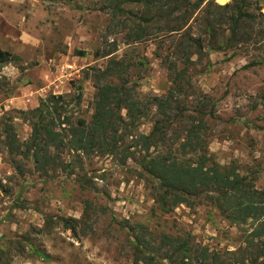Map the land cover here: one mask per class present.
<instances>
[{"label": "rangeland", "instance_id": "1", "mask_svg": "<svg viewBox=\"0 0 264 264\" xmlns=\"http://www.w3.org/2000/svg\"><path fill=\"white\" fill-rule=\"evenodd\" d=\"M122 1L0 0V48L21 58L0 64V121L11 119L20 150L31 136L20 111L37 107L50 94L69 95L74 84H82V108L90 118L96 91L92 69H106L112 59L127 67L123 77L135 99L147 104L168 98L177 90L174 71L184 67L181 44L188 33L201 37L202 49H193L183 92L172 97L168 113L176 116L168 137L182 141L192 125L204 121L203 140L212 159L255 177L256 188L264 191V0H246L244 9L256 20L246 23L241 35L249 38L238 43L228 42L236 0H202L186 21L177 20L185 6L165 13L144 39H136V28L144 25L141 18L149 8ZM119 4L130 13H115ZM149 11L158 13L154 7ZM121 77L120 71L113 82ZM207 100L210 104L203 106ZM126 113L122 110L124 118ZM156 114L151 104L150 114L129 128L121 148L130 147L131 158L124 162L122 154L95 153L84 157L83 168L72 170L39 169L31 153L12 152L0 127V264H169L140 258L134 244L139 230L151 241L148 233L190 237L223 260L233 253L246 257L242 232L206 195L170 212L158 208L151 183L140 176L146 151L138 139L150 133ZM177 148L161 151L174 156ZM65 157L75 158L73 152ZM152 243L157 246V239Z\"/></svg>", "mask_w": 264, "mask_h": 264}, {"label": "trees", "instance_id": "2", "mask_svg": "<svg viewBox=\"0 0 264 264\" xmlns=\"http://www.w3.org/2000/svg\"><path fill=\"white\" fill-rule=\"evenodd\" d=\"M123 0L122 2L144 3L151 10L157 9V14L148 10L147 17H142L136 39H144L148 35L149 26L159 18L175 14L183 6L187 9L177 20L186 21L201 5L202 0L191 3L190 0ZM116 5L115 13H130ZM226 7H229L228 5ZM225 7V8H226ZM246 0H236L230 16L228 42H241L248 39L241 32L253 24L256 16L246 11ZM264 18V14L260 13ZM171 28V27H170ZM181 31L182 29H170ZM178 28H181L180 25ZM181 44L183 69L176 70L173 84L176 91L170 92L168 98L155 97L152 103L143 104L135 99L132 90L128 88L130 81L123 77V61L112 59L110 67L104 70L92 69L96 78L95 96L92 104L93 113L90 118L83 110V85L74 84V92L69 95L50 94L39 101L33 109L20 111L21 118L29 123L31 136L25 150L17 140L11 119L3 118L0 123L5 143L11 147L12 152L28 156L30 153L39 169L49 171L58 169L83 168L84 157L98 153L99 155L122 154L123 161L131 158L130 147L121 148L125 138L130 136V127L136 124L151 112V104H156L157 119L148 135H139L143 150L146 155L140 161L142 169L140 176L151 183L152 197L162 212H170L179 204L190 205V198L206 195L208 200L225 218L242 232L245 247L241 258H227L223 260L220 253L211 252L207 247L197 245L190 237H175L160 234L145 240L146 233L139 230L135 235L136 252L143 254L141 259L152 262L155 259L169 264H264V191L256 188V178L242 175L235 166H221L207 153L206 141L203 140L204 121L192 125L186 132L182 141L169 138L172 122L176 113L169 115L173 110L172 97L183 92L182 82L185 81L189 65L194 64L191 59L193 49L197 46L202 49L201 37L194 39L185 33ZM193 39V42L192 40ZM185 44V45H184ZM20 57L12 55L0 48V64L19 62ZM173 70L175 65H170ZM122 77L118 83L113 79L119 72ZM174 99V98H173ZM207 100L203 106H208ZM126 110V118L122 110ZM208 113V112H207ZM208 115H214L211 108ZM173 117V118H172ZM195 118V117H190ZM0 121V122H1ZM178 144L179 155H172L168 150L167 155L161 148H172ZM154 148L153 152L150 150ZM73 152V158L66 161V155ZM126 152V153H125ZM202 152V153H201ZM71 169V170H72ZM83 185V184H82ZM86 210L90 204L86 203ZM68 225V224H67ZM248 227V229H246ZM75 229V225H70ZM143 228V227H140ZM132 231H137L136 226H131ZM242 237V236H241ZM157 239V246L153 241ZM257 241V242H256ZM255 249V252H253ZM260 261V262H259Z\"/></svg>", "mask_w": 264, "mask_h": 264}]
</instances>
